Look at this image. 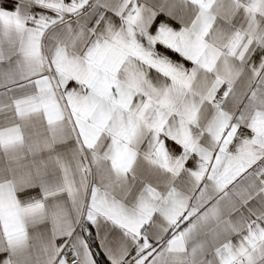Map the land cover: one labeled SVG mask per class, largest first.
Masks as SVG:
<instances>
[{
	"label": "snow or ice",
	"instance_id": "snow-or-ice-1",
	"mask_svg": "<svg viewBox=\"0 0 264 264\" xmlns=\"http://www.w3.org/2000/svg\"><path fill=\"white\" fill-rule=\"evenodd\" d=\"M0 264H264V0H0Z\"/></svg>",
	"mask_w": 264,
	"mask_h": 264
}]
</instances>
